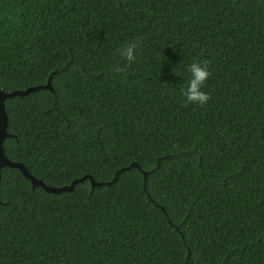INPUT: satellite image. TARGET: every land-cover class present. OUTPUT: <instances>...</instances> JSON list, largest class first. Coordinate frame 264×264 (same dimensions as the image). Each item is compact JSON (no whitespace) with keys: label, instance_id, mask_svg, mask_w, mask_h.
<instances>
[{"label":"trees","instance_id":"1","mask_svg":"<svg viewBox=\"0 0 264 264\" xmlns=\"http://www.w3.org/2000/svg\"><path fill=\"white\" fill-rule=\"evenodd\" d=\"M50 77L6 100L5 155L103 185L2 169L0 264H264V0H0V88Z\"/></svg>","mask_w":264,"mask_h":264},{"label":"water","instance_id":"2","mask_svg":"<svg viewBox=\"0 0 264 264\" xmlns=\"http://www.w3.org/2000/svg\"><path fill=\"white\" fill-rule=\"evenodd\" d=\"M40 90H50V91L54 92L51 77H50V79L46 85H40V86H35V87L32 86V87H29L28 89H25V90H15L12 92H7V91H4L0 88V182L2 180V169L9 167V168H16V169L20 170L23 173V175L28 180L31 181L33 188L41 187L46 192L54 193V194H59L61 192L73 191L75 186L78 183H82L85 180H90L93 187L103 185L102 183L96 182L91 175H85L82 178L76 179L70 185H66V186H62V187H52V186H49L46 183H44L42 180L33 176L22 163L13 162L5 155L4 142L7 138L12 137V135L8 133V115H7L6 104H5L6 100L13 99L14 97H25V96L32 94L33 92H37ZM134 166H137V164H132L128 168L120 169L116 173L114 180L112 182L108 183L107 185L114 183L117 180L120 172H123L129 168L134 167ZM145 177H147V174H145ZM0 204H1V202H0Z\"/></svg>","mask_w":264,"mask_h":264},{"label":"clouds","instance_id":"3","mask_svg":"<svg viewBox=\"0 0 264 264\" xmlns=\"http://www.w3.org/2000/svg\"><path fill=\"white\" fill-rule=\"evenodd\" d=\"M141 44L142 41L137 40L132 43H127L122 48L118 49L120 58L125 61L128 66L137 62ZM173 71L176 74V70L173 69ZM187 73V79L180 89L184 97V102L186 105L203 108L211 100L210 93L205 90V86L212 76L210 67L206 62L194 61L187 66Z\"/></svg>","mask_w":264,"mask_h":264}]
</instances>
